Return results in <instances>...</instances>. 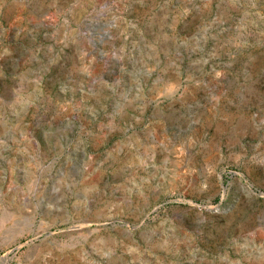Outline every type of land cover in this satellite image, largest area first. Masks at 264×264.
I'll return each instance as SVG.
<instances>
[{
    "label": "rangeland",
    "instance_id": "obj_1",
    "mask_svg": "<svg viewBox=\"0 0 264 264\" xmlns=\"http://www.w3.org/2000/svg\"><path fill=\"white\" fill-rule=\"evenodd\" d=\"M0 264H264V0H0Z\"/></svg>",
    "mask_w": 264,
    "mask_h": 264
},
{
    "label": "water",
    "instance_id": "obj_2",
    "mask_svg": "<svg viewBox=\"0 0 264 264\" xmlns=\"http://www.w3.org/2000/svg\"><path fill=\"white\" fill-rule=\"evenodd\" d=\"M190 203V202H189ZM201 206H204V205H201Z\"/></svg>",
    "mask_w": 264,
    "mask_h": 264
}]
</instances>
